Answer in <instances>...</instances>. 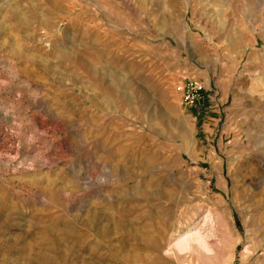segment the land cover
I'll list each match as a JSON object with an SVG mask.
<instances>
[{"label": "rangeland", "instance_id": "rangeland-1", "mask_svg": "<svg viewBox=\"0 0 264 264\" xmlns=\"http://www.w3.org/2000/svg\"><path fill=\"white\" fill-rule=\"evenodd\" d=\"M0 264H264V0H0Z\"/></svg>", "mask_w": 264, "mask_h": 264}, {"label": "built area", "instance_id": "built-area-1", "mask_svg": "<svg viewBox=\"0 0 264 264\" xmlns=\"http://www.w3.org/2000/svg\"><path fill=\"white\" fill-rule=\"evenodd\" d=\"M177 92L181 95L182 103L187 107L195 108L203 99L206 92V85L198 78H186L176 86Z\"/></svg>", "mask_w": 264, "mask_h": 264}, {"label": "bare ground", "instance_id": "bare-ground-1", "mask_svg": "<svg viewBox=\"0 0 264 264\" xmlns=\"http://www.w3.org/2000/svg\"><path fill=\"white\" fill-rule=\"evenodd\" d=\"M206 221H207V224H208L209 228L211 229V231L215 232V230L217 229L216 228L217 223L215 221V218L212 215H208L206 217ZM220 228H223V229L225 228V230H227V231L229 229V227L225 224L221 225ZM193 241H197L204 248L209 247L205 237H203V235L200 232H196L195 234H192L188 237H187V235L186 236L183 235V237H180V239H178L176 246L181 250L187 249V248H190L192 246Z\"/></svg>", "mask_w": 264, "mask_h": 264}]
</instances>
